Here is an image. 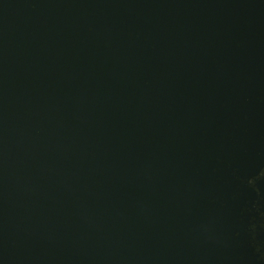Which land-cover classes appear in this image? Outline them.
Wrapping results in <instances>:
<instances>
[{
	"label": "water",
	"instance_id": "1",
	"mask_svg": "<svg viewBox=\"0 0 264 264\" xmlns=\"http://www.w3.org/2000/svg\"><path fill=\"white\" fill-rule=\"evenodd\" d=\"M204 72L244 104L192 99ZM252 73L264 0H0V264L199 262Z\"/></svg>",
	"mask_w": 264,
	"mask_h": 264
},
{
	"label": "flooded vegetation",
	"instance_id": "2",
	"mask_svg": "<svg viewBox=\"0 0 264 264\" xmlns=\"http://www.w3.org/2000/svg\"><path fill=\"white\" fill-rule=\"evenodd\" d=\"M251 75L254 87H261L251 96L252 123L232 121L210 136L217 144L212 147L218 160L212 173L219 175L215 180L229 192L222 193L221 188L217 198L206 201L207 210L214 213L203 220L210 242L200 249L199 262L191 264H264V74ZM197 78L191 82L196 94L192 99L202 101L206 109L244 104L233 91L224 97L219 72H204ZM222 140L230 143L219 144ZM195 252L190 250V254Z\"/></svg>",
	"mask_w": 264,
	"mask_h": 264
}]
</instances>
